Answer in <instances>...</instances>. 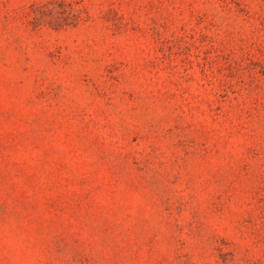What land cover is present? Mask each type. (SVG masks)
<instances>
[{
    "label": "rangeland",
    "instance_id": "obj_1",
    "mask_svg": "<svg viewBox=\"0 0 264 264\" xmlns=\"http://www.w3.org/2000/svg\"><path fill=\"white\" fill-rule=\"evenodd\" d=\"M0 264H264V0H0Z\"/></svg>",
    "mask_w": 264,
    "mask_h": 264
}]
</instances>
